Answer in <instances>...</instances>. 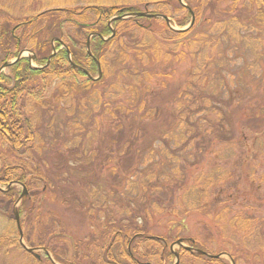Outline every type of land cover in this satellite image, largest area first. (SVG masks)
Wrapping results in <instances>:
<instances>
[{"label": "trees", "instance_id": "1", "mask_svg": "<svg viewBox=\"0 0 264 264\" xmlns=\"http://www.w3.org/2000/svg\"><path fill=\"white\" fill-rule=\"evenodd\" d=\"M52 1L53 4L41 5L36 8V11L21 15L22 18L14 21L10 30L2 28L0 31V49L4 54V62H0V67L3 63L17 58L19 51L24 49L32 51L36 55L35 62L38 63L37 67H32L30 59L24 57L14 62L9 67L7 74L6 72L0 73V185L3 188H8L0 187V255H3L4 259L9 258L11 252L22 251L26 258L25 264H53V262L50 259L43 260V258L37 257L34 253L26 251L21 245L19 241L20 228L14 208L22 191L19 192L14 187L15 185L10 188V185L18 183L25 185L27 189V194L21 198V205L18 208L21 230L25 240L32 248L50 249L44 241H33L30 238L27 216L33 211L32 203L38 194L37 191L41 189V193H45L53 185L52 181L44 174L41 165L42 161L48 162L47 156H43L46 154V150L49 151L52 144L56 145L58 142L64 141L63 144L66 148L67 146L72 147L73 151L79 153L82 147V153L87 154L97 137L95 130L87 131L85 135L82 134L85 129V121L90 119V111L82 109L81 106L84 104L81 100L84 96L81 99L79 96L91 92V101L94 103V111L98 113V116L102 110L116 117L113 122L110 120L109 122L114 125V130L111 131L116 135H114V139L118 142L117 136H122V127L125 125L122 121L124 115L122 111L132 113L136 109L137 113H141L140 117L153 118L157 116L158 109L152 108L143 99L144 94L147 96L152 89L151 82L154 76L162 74L161 71L158 72L151 67L153 64H158V62L181 64L187 58L201 60L195 69L197 71L195 75L201 74V72L205 73L202 80L206 86H209L212 83V76L208 74V70L218 61L217 59V61L208 62L212 55L217 54L219 57L227 58L230 53L231 55L236 53L237 48L244 47L248 50V54L246 53V56L241 58L243 61L251 58L253 54L259 57L264 52L262 37L264 35V0H225L226 5L222 7L219 6L221 0H199L196 7L189 5L186 1L193 10L192 12L195 13L196 20L193 27L183 32L172 29L166 20L158 17L120 18L128 13L144 11L137 6H128L129 0ZM140 1H144L146 6L153 5L152 10H149L152 14L169 16L172 19L171 22L175 20V23L181 28L191 21L189 20L191 12L188 6L183 5L180 0ZM81 2H84V5L76 7V4ZM213 5L216 11L213 10L211 15L202 18L203 11ZM3 9L1 10L3 11ZM6 10L4 11L5 21L9 20L10 22L15 19L7 16L10 13ZM114 17L116 18L110 24ZM253 20L258 23V35L242 34L240 30L244 29L245 23L253 24ZM158 21L164 24V28L161 30L154 29L151 25V22ZM202 22L204 28L200 27L201 29L197 30V25ZM89 42L91 54L86 49ZM54 46L57 52L53 54ZM97 61L102 64L103 76L93 80L88 77V73L93 76L98 73ZM111 76L117 79L112 88L116 90L115 94L127 96L124 99L128 103L120 102L119 106L115 104L114 110H110V106L103 103L99 89ZM106 94L115 96L110 91ZM211 94L214 96L213 92ZM53 96L57 102L52 100ZM214 98L203 97L205 108L201 104L198 106L202 107L203 111H208L212 108L213 103H217ZM113 99H116V96ZM190 99L187 96V100ZM23 101H26L24 106H22ZM26 108H28L29 114L27 112L25 114ZM221 111L219 110L217 114L221 115ZM62 112L66 113L69 120L66 119L67 117H63L64 113ZM105 113L101 115L102 117L99 116L101 121L107 118ZM182 116V119H185L183 114ZM70 126V134H74L70 140H65L64 133L66 132L64 130ZM179 126V133L171 136L174 149L178 151V148L183 146L181 148L183 154L188 158L190 156L194 158L196 155H193L191 148L198 147L199 149L201 147L199 146L200 140H194V137L189 136L194 126L186 121L181 122ZM230 128V126L229 129L225 127V131L231 133L232 128ZM52 133L54 137L50 135ZM227 135L226 132L224 136ZM249 135L248 132L243 133L245 138H242V146L245 150L242 153L244 163L241 166L243 167L241 174H244L242 177L249 181L264 182V174L258 175L256 172L258 165L250 161L252 160L250 157L248 163L244 159L247 153L256 150L255 146L261 153H264V140L255 143V146L252 147L248 144L251 141V135ZM167 136L169 137L168 134ZM103 138L108 137L104 136ZM83 139L85 142L82 144ZM229 140L225 142L227 143ZM68 141L74 147L70 146ZM128 143L125 140L117 151L122 156L128 148ZM213 153L217 154V158L221 157L218 156V152L213 151ZM93 154L91 152V155ZM91 155L80 158L77 153L67 154L61 161L82 169L86 166L90 167L87 163L93 160L94 157ZM183 156L167 152L165 165L171 170L166 175L165 173H152L149 171L151 168L149 165L144 172L137 174L136 178L125 180L127 189L133 192L139 187V182L144 186L143 192L150 188L159 192L163 189L164 181L171 173L175 176L178 173L182 174L179 169H181L180 162L183 160ZM83 162L85 163L82 164ZM224 167V165H216L212 169H201L196 174L195 182L189 187L188 194H190L188 196L191 200L187 196L186 202L188 205L190 204L188 207L191 208L202 202L207 203L206 200L211 193L210 184L221 183L220 191L226 193L225 190L228 187L224 183V178L228 170ZM78 173L75 172V175ZM87 173L90 175L93 171H87ZM80 175L82 176V173ZM92 184V182L88 184L91 198L86 205V212L90 214L92 221L98 217L101 220L100 226L104 230H102L101 246L92 249L89 255L84 254L81 259L90 258L92 264H163L164 261L173 262L175 254L168 248L169 238L153 234L145 226L144 216L147 215L149 218L148 215L163 211L159 210V206L154 203L156 198L153 200L148 197L147 202H150L151 199L152 201L144 205L145 209H133L130 198H128V204L124 202V205L118 206L114 203L112 206H108V203L98 198L96 193L99 192V189ZM203 184L208 185L201 189ZM195 189H199L200 193ZM151 208L154 210H150ZM109 209L112 210V214H107ZM115 217H120V219ZM234 218L231 220L233 226H244L247 225V221L253 220L247 218L244 221L238 216ZM194 242L195 240L192 243L195 244ZM196 248H199L198 245ZM220 254L216 253L215 257L194 253L192 255L195 258L202 257L205 264H229L219 256ZM53 255L62 264H76L78 263L76 261L80 260L77 256L74 259H69V256L61 255L55 250H53Z\"/></svg>", "mask_w": 264, "mask_h": 264}, {"label": "rangeland", "instance_id": "2", "mask_svg": "<svg viewBox=\"0 0 264 264\" xmlns=\"http://www.w3.org/2000/svg\"><path fill=\"white\" fill-rule=\"evenodd\" d=\"M51 1L0 0V31L2 28L10 30L14 25L13 22L22 18L21 15L32 13L41 5L53 4ZM186 1L193 7L199 4V0H184V2ZM127 4L140 7L142 10H152L153 8L152 4L146 6L144 1L140 0H129ZM79 5H84V2L77 3L76 7ZM225 5V0L219 2L220 7ZM5 10L11 14H7V16L15 19L11 18L10 22L9 20L5 21ZM213 10H215L214 5L213 7L208 6L203 11L202 18L211 15ZM171 20L170 18L167 24L177 29L179 26L175 20L172 22ZM151 23L154 29L164 28L163 22ZM257 25L256 20L253 24L245 23L244 29L240 32L256 36L258 35ZM197 26V30H200L204 28V23ZM262 37L264 39V35ZM237 44L240 45V43ZM237 50L233 55L230 53L227 57L229 59L225 56L219 57L217 54L212 55L208 62L217 61V59L218 61L208 70V74L212 76V83L209 86H206L202 80L205 73L201 72V74L195 75L197 72L195 69L201 60L187 58L181 64L169 62L153 64L151 67L158 72L161 71L162 74L154 76L151 82L152 89L147 96L144 94L143 99L152 108L158 109L157 116L153 118L140 117L141 113L135 111L136 107L132 113L122 111L124 114L122 121L125 125L122 127V136H117L118 142L114 139L115 134L112 132L114 125L109 122V120L113 122L116 117L101 110L99 116L102 117L101 115L104 113L107 116L105 120L101 121L98 113L94 111L91 92L79 96V99L84 96L81 100L84 104L81 106L82 109H87L91 114V116L89 114L90 119L85 121V129L82 134L85 135L87 131L95 130L97 137L87 154L82 153V147L80 148L81 153H78L73 151L72 147L67 146L66 148L63 144L65 142L61 141L56 145L52 144V148L49 151L46 150V154L43 155L47 156L48 162H41L42 169L53 185L45 193H41V189L37 191L38 194L32 203L33 211L27 216L30 238L33 241H44L45 245L50 247V249H36V253H39L43 260L51 259V261L54 260L53 264H62L54 258L53 250H55L61 255L69 256V259L79 257L80 262L76 261L78 262L76 264H92L90 258L84 260L81 258L84 254L89 255L92 249L101 246L102 230H104L99 223L101 220L97 217L92 221V217L86 212V205L91 198L88 184L92 182V185L99 189L96 195L108 203V206H112L114 203L118 206L124 205V202L128 204V198H130L133 209L136 210L138 208L145 209L144 205L150 203L154 198L159 201L154 200V203L159 206V210L163 211L148 215L149 218L147 215L144 216V222H146L145 226L148 231L163 238L168 237L169 246H167L173 254L176 253L172 259L173 262L164 261L163 264H175L177 254L179 255L178 264H205L202 257L195 258L193 253L206 257H215L216 253H221V257L229 264H264V182L249 181L242 177L244 174H241L243 168L241 166L244 163L242 153L245 150L242 146V138H245L243 133L248 132L251 135V141L248 144L252 147L255 146V143L264 140V52L259 57L253 54L251 58L242 61L241 58L246 56V53L248 54V50L244 47H239ZM32 54L33 52L28 50L23 55L31 56ZM3 58V50L0 49L1 63L4 62ZM219 58L221 59L219 60ZM250 59L251 62H249ZM35 61L34 59L31 61L34 66L38 64ZM4 72L7 74L9 68H5ZM112 77L114 76L109 77L104 82L105 84L99 87L103 103L110 106V110H114V105L119 106L120 102L128 104L124 99L127 96L116 95V90L112 89L117 81L116 77ZM109 91L115 94L116 99H113L115 96L106 94ZM211 92L214 93V96ZM208 95L213 98L217 97L214 98L217 103H213L214 108L212 106L208 111H203L202 107L205 108L203 97L209 98ZM187 96L191 99L187 100ZM198 99L199 101H197ZM52 100L57 102L54 96ZM25 104L26 101H23L22 106ZM198 104H201L202 107ZM28 108L25 109V114L26 112L29 114ZM61 109L65 110L63 107ZM219 110H222L221 115L217 114ZM182 114L185 119H182ZM63 117H67L66 119L69 120L66 113ZM184 121L195 127L190 131L189 136L194 137V140H200L199 146L201 147L199 149L198 147L191 148L193 155H196L194 158L192 156L188 158L183 154V150H181L183 146L178 148V151L174 149L171 136L179 133L178 127ZM224 126L228 129L230 126L231 133L225 131ZM70 131L71 126L64 130L66 132H63L65 140L72 138L74 133L70 134ZM226 132L228 135L225 137ZM53 133L50 134L52 137H54ZM104 136L108 138H103ZM125 140L129 143L124 156H122L117 151ZM226 140L229 141L226 143ZM83 142L85 139L82 140V144ZM70 146L74 147L71 142ZM203 148L204 150H202ZM255 148L256 150L247 153L244 159L248 163L250 157L252 159L250 161L258 165L257 174L263 175L264 153H261L258 147L255 146ZM213 151L218 152V156L221 157L217 158V154ZM91 152L94 153V156L91 155ZM167 152L172 155H184L180 162L181 169H179L182 174L178 173L175 176L171 173L164 181L165 184L162 182L163 189L159 192L151 188L146 190L147 192H143L144 186L139 182V187L133 192L127 189L125 180L136 178L137 174L144 172L149 165L151 166L149 171L152 173L158 172L157 174L165 173L166 175L171 170L165 165ZM75 153L79 154L80 158L89 157V154L94 157L87 163L90 167L86 166L80 169L79 166L76 167L61 161L64 159V155ZM105 157L107 161H105ZM216 165H224V168L228 170L224 178L225 182L222 181L225 185L227 184L226 193L220 191L221 183L210 184L211 193L206 200L207 203L202 202L191 208L188 207L190 204L188 205L186 201L190 194H188L189 187L195 182L196 174L201 169H212ZM87 171H93V173L89 175ZM75 172L79 173L75 175ZM206 180L208 182L207 177ZM183 183L184 185H182ZM206 185L208 184H203L201 189ZM14 187L19 192L22 191L21 198L23 195L22 186L16 184ZM195 191L200 193L199 189H195ZM148 197L152 198L150 202H147ZM188 198L190 199L189 196ZM16 205L20 206L21 201ZM107 214H112V210L109 209ZM237 216L244 221L247 218L253 220L247 221V225H235V227L231 224V220ZM115 218L120 219V217ZM193 240H195V244L192 243ZM180 241L182 245L178 244ZM24 242L29 246L27 240L24 239ZM196 245L199 248H196ZM46 251L51 254V258L46 254ZM205 261L207 262V260ZM25 263L26 258L19 250L11 252L9 258L3 259V255H0V264Z\"/></svg>", "mask_w": 264, "mask_h": 264}, {"label": "water", "instance_id": "3", "mask_svg": "<svg viewBox=\"0 0 264 264\" xmlns=\"http://www.w3.org/2000/svg\"><path fill=\"white\" fill-rule=\"evenodd\" d=\"M181 2L182 1H184V0H180ZM184 4H185V2H183ZM185 5H187V4H185ZM191 13H192V20H191V24L187 27V28H184V29H182L181 31L183 32V31H185V30H187L188 28H190L191 26H193V22H195V15H194V13L192 12V10H191ZM129 16L130 17H134V16H147V17H161V18H163V19H165V20H167V22H169V17H167V16H165V15H155V14H150L149 12H147V11H145V12H137V13H128V14H126V15H123L122 17H120V18H129ZM114 19H112L111 21H110V23H112V21H113ZM88 51H89V53L91 54V49H90V42L88 43ZM24 52L25 51H20V55H19V57H18V59H20V58H22L24 55ZM55 53V52H54ZM53 53V54H54ZM34 58H35V56H33ZM18 59H16V60H14V61H12V62H6V63H4L3 64V66L0 68V73L5 69V68H7V67H9V66H11L14 62H16ZM100 75H101V69H100ZM23 188H24V192H23V195L22 196H24V194H26L27 193V189L25 188V186H23ZM15 214H16V220H17V223H18V226H19V228H20V242H21V245L23 246V248H25V250L26 251H29V252H32V253H34V254H36V256L37 257H40V254L39 253H36V249H40V248H31V247H28L26 244H25V242H24V234H23V231L21 230V225H20V217H19V213H18V209H15ZM182 242L180 241L178 244H180V245H182L181 244ZM46 253L48 254V251H46ZM176 254V253H175ZM50 256V255H49ZM51 257V256H50ZM53 262H54V260H53ZM179 263V255L177 254V262L175 263V264H178Z\"/></svg>", "mask_w": 264, "mask_h": 264}, {"label": "bare ground", "instance_id": "4", "mask_svg": "<svg viewBox=\"0 0 264 264\" xmlns=\"http://www.w3.org/2000/svg\"><path fill=\"white\" fill-rule=\"evenodd\" d=\"M97 65H98V73L95 76H93V75L88 73V77H90V79L97 80V79H100L103 76V69H102L101 62L97 61ZM100 69H101V75H100Z\"/></svg>", "mask_w": 264, "mask_h": 264}]
</instances>
